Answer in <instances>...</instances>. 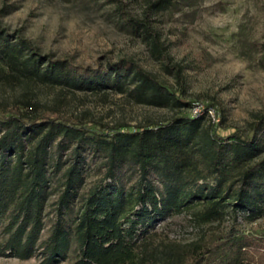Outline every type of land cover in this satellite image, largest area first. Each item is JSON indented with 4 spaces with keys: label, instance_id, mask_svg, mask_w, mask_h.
Returning a JSON list of instances; mask_svg holds the SVG:
<instances>
[{
    "label": "trees",
    "instance_id": "16d2710c",
    "mask_svg": "<svg viewBox=\"0 0 264 264\" xmlns=\"http://www.w3.org/2000/svg\"><path fill=\"white\" fill-rule=\"evenodd\" d=\"M113 1L181 84L183 67L169 62L152 17L193 0H147L140 16ZM251 45L264 69V42ZM0 84L13 90L0 98V256L34 257L33 264H250L249 252L264 248V234L236 227L186 243L156 230L185 210L202 222L230 210L264 216V113L221 134L182 112L190 101L134 58L88 64L43 53L1 20ZM39 86L54 95L40 98ZM107 89L175 112L130 126L64 107V93ZM91 175L98 176L88 184Z\"/></svg>",
    "mask_w": 264,
    "mask_h": 264
},
{
    "label": "rangeland",
    "instance_id": "374dc122",
    "mask_svg": "<svg viewBox=\"0 0 264 264\" xmlns=\"http://www.w3.org/2000/svg\"><path fill=\"white\" fill-rule=\"evenodd\" d=\"M146 1L121 0L134 16L141 15ZM117 5L113 0H0V10H4L0 20L9 30L19 29L43 53L72 56L88 64L134 58L190 101L182 112L206 118L221 134L246 128L255 114L264 113V69L257 63V47L251 45L264 42V0L182 1L152 17L167 44L169 62L183 67L181 84L151 56L147 43L122 22ZM54 93L37 89L40 98L49 99ZM12 94V88L0 84V98ZM64 98L67 110L86 112L110 124L121 121L134 126L146 119L165 120L175 112L134 103L110 89L104 95L76 90L64 93ZM97 176L91 175L88 184ZM245 216L230 210L220 220L202 222L193 211L185 210L157 223L156 230L161 238L176 243L189 242L201 232L227 233L231 227L247 235L264 234V216ZM249 253L253 256L250 264H264V248ZM35 262L34 257L0 256V264Z\"/></svg>",
    "mask_w": 264,
    "mask_h": 264
}]
</instances>
